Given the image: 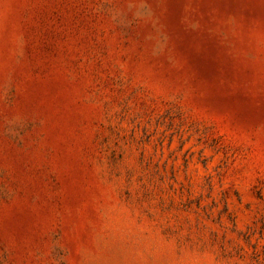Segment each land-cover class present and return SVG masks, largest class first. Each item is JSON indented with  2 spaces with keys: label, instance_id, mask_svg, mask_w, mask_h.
Here are the masks:
<instances>
[{
  "label": "rangeland",
  "instance_id": "1",
  "mask_svg": "<svg viewBox=\"0 0 264 264\" xmlns=\"http://www.w3.org/2000/svg\"><path fill=\"white\" fill-rule=\"evenodd\" d=\"M0 264H264V0H0Z\"/></svg>",
  "mask_w": 264,
  "mask_h": 264
}]
</instances>
